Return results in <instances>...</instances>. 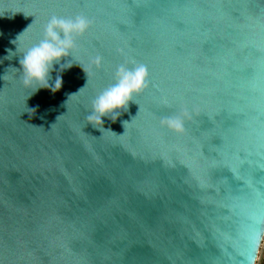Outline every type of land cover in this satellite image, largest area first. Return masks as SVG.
Segmentation results:
<instances>
[{
	"label": "water",
	"instance_id": "water-1",
	"mask_svg": "<svg viewBox=\"0 0 264 264\" xmlns=\"http://www.w3.org/2000/svg\"><path fill=\"white\" fill-rule=\"evenodd\" d=\"M53 15L90 27L34 94ZM122 65L147 87L90 125ZM263 238L264 0H0V264H255Z\"/></svg>",
	"mask_w": 264,
	"mask_h": 264
},
{
	"label": "clouds",
	"instance_id": "clouds-1",
	"mask_svg": "<svg viewBox=\"0 0 264 264\" xmlns=\"http://www.w3.org/2000/svg\"><path fill=\"white\" fill-rule=\"evenodd\" d=\"M89 27L90 21L83 16L65 19L53 15L44 28V38L38 44L28 48L23 57L19 58L23 86L31 88L35 85L34 94L39 90H47L52 95L59 92L63 83L60 73L73 66V64H68L64 67L66 63L61 64V60L67 61V57L74 49V36H82ZM15 41L12 43L15 44ZM6 51L8 55L13 53L10 49ZM93 63L99 67L100 58L97 57ZM54 65H59V71L53 81L51 74L54 71ZM81 69L87 77L84 69L82 67ZM146 87L147 69L144 65H136L131 69L120 66L116 70V82L93 101L92 112L87 118L89 124L103 126L102 118L104 117H110L115 122L122 111H127L132 97L140 94ZM29 111L35 112V109ZM183 116H187V113H183ZM125 123L122 122V125ZM160 126L177 134H182L184 131L181 116L161 120ZM256 264H260L259 255Z\"/></svg>",
	"mask_w": 264,
	"mask_h": 264
},
{
	"label": "rangeland",
	"instance_id": "rangeland-1",
	"mask_svg": "<svg viewBox=\"0 0 264 264\" xmlns=\"http://www.w3.org/2000/svg\"><path fill=\"white\" fill-rule=\"evenodd\" d=\"M263 252H264V238H263V240H262L261 247H260V249H259V253H258V255H259V257H260V264H262ZM256 261H257V260H256ZM255 264H256V262H255Z\"/></svg>",
	"mask_w": 264,
	"mask_h": 264
},
{
	"label": "snow or ice",
	"instance_id": "snow-or-ice-1",
	"mask_svg": "<svg viewBox=\"0 0 264 264\" xmlns=\"http://www.w3.org/2000/svg\"><path fill=\"white\" fill-rule=\"evenodd\" d=\"M251 241H252V244L255 243V236H253V237L251 238Z\"/></svg>",
	"mask_w": 264,
	"mask_h": 264
},
{
	"label": "trees",
	"instance_id": "trees-1",
	"mask_svg": "<svg viewBox=\"0 0 264 264\" xmlns=\"http://www.w3.org/2000/svg\"><path fill=\"white\" fill-rule=\"evenodd\" d=\"M262 264H264V252H263V257H262Z\"/></svg>",
	"mask_w": 264,
	"mask_h": 264
}]
</instances>
